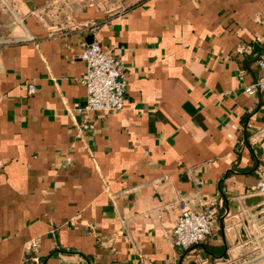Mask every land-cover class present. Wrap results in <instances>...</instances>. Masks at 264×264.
Segmentation results:
<instances>
[{
  "label": "crops",
  "instance_id": "1",
  "mask_svg": "<svg viewBox=\"0 0 264 264\" xmlns=\"http://www.w3.org/2000/svg\"><path fill=\"white\" fill-rule=\"evenodd\" d=\"M9 2L0 9V264L244 258L262 201L264 93L245 88L260 73L264 0ZM92 41L125 63L128 86L123 111L96 114L81 132L74 108L86 99L81 53ZM182 201L220 216L189 249L172 239Z\"/></svg>",
  "mask_w": 264,
  "mask_h": 264
},
{
  "label": "built area",
  "instance_id": "2",
  "mask_svg": "<svg viewBox=\"0 0 264 264\" xmlns=\"http://www.w3.org/2000/svg\"><path fill=\"white\" fill-rule=\"evenodd\" d=\"M0 9L10 10L9 0H0ZM247 50L244 44L238 48V53ZM81 58L85 61L86 70L80 81L86 88V99L83 104H76L74 111L80 117L78 128L81 132L92 129V118L96 114L108 115L125 109L126 92L128 86L127 68L125 63L111 50L104 48L98 41L83 44ZM259 76L254 83L247 86L245 91L250 94L264 93V52L258 59ZM35 85L29 87V94L35 92ZM255 194L262 198L258 205V221L253 222L255 232L247 236L246 243L250 250L242 259L228 257L210 261L197 256L195 264H257L264 260V171L259 170V177L255 184ZM180 214L173 227L172 239L175 246L189 249L205 242L212 232L218 228L220 216L215 205L207 206L198 211L191 208L185 201L179 205ZM236 214L229 211L225 214V233L233 227L231 219ZM39 239L33 240L30 248L35 250Z\"/></svg>",
  "mask_w": 264,
  "mask_h": 264
}]
</instances>
